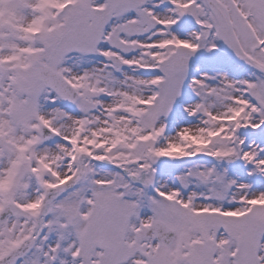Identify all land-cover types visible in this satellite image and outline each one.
Wrapping results in <instances>:
<instances>
[{
	"label": "snow or ice",
	"instance_id": "snow-or-ice-1",
	"mask_svg": "<svg viewBox=\"0 0 264 264\" xmlns=\"http://www.w3.org/2000/svg\"><path fill=\"white\" fill-rule=\"evenodd\" d=\"M0 264H264V0H0Z\"/></svg>",
	"mask_w": 264,
	"mask_h": 264
}]
</instances>
